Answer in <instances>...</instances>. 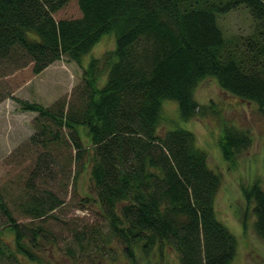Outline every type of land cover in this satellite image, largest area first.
<instances>
[{"label": "trees", "instance_id": "1", "mask_svg": "<svg viewBox=\"0 0 264 264\" xmlns=\"http://www.w3.org/2000/svg\"><path fill=\"white\" fill-rule=\"evenodd\" d=\"M67 2L0 0V59L27 57L40 72L63 55L80 62L104 34H114L115 46L84 66L81 101L66 108L64 101L47 106L19 99L23 109L38 112L30 138L42 147L37 168L52 174L55 158L63 165L56 157L60 146H69L62 159L77 164L76 175L89 162V182L108 228L94 235L77 228L74 239L82 248L99 236L116 239L133 261L137 247L163 259L169 245L177 264H230L239 240L217 215L222 175L195 131L174 117L172 126L160 128L163 101H177L181 122L204 113L195 89L210 76L264 112V0H78L80 16L56 18ZM242 5L253 17L251 33L225 36L219 13ZM251 143L247 129L223 120L217 144L227 161ZM33 185L28 180L25 198L11 205L0 189V264H26L20 255L44 264L43 240H56L40 221L63 199ZM242 191L264 239V183L257 178ZM12 207L30 222L19 221ZM6 232L14 235V249Z\"/></svg>", "mask_w": 264, "mask_h": 264}, {"label": "rangeland", "instance_id": "2", "mask_svg": "<svg viewBox=\"0 0 264 264\" xmlns=\"http://www.w3.org/2000/svg\"><path fill=\"white\" fill-rule=\"evenodd\" d=\"M80 15L78 0H68L54 13L56 18ZM218 21L227 37L250 34L254 23L246 5L219 13ZM114 46V34L106 33L80 62L63 55L40 72L34 71V61L27 57H21L18 61L0 59V189L10 205L25 198L23 189L28 180L34 183V191H52L63 199L58 207L49 211L40 221L56 235V240H43L44 249L40 253L46 264H177L178 261L176 250L169 245L164 247L163 259L155 256V252L144 255L137 247L134 261L127 255L125 243L116 239L106 242L99 236L92 240L97 244L89 245L84 241L85 247L82 248L74 239L72 231L87 228L94 235L98 228L103 232L108 228L89 182V162L76 175L77 164L62 159V155L68 156L69 146H60L56 157L63 161V165L57 163L55 158V161H50L52 174L37 168L42 147L30 138L37 131L38 112L23 109L19 99L35 100L47 106L64 101L66 108L71 102L75 104L81 101L87 89L84 66L91 57L100 56ZM195 94L199 102L205 105L204 113L181 122L177 101L165 99L160 128L172 126L171 118L174 117L182 126L195 131L198 142L209 150L210 162L221 173L222 184L215 202L217 215L237 234L239 240L237 252L230 264H264V239L257 236L253 227V202L248 204L242 191L243 185L247 187L257 178L264 183V112L255 103L227 92L210 76L198 83ZM223 120L247 129L252 136L250 146L238 153L231 162L223 157L217 144ZM82 135L88 143L84 131ZM83 162L86 163V159ZM86 196L91 200H85ZM12 209L19 221L30 222V218L20 214L18 209ZM245 213L247 218L244 224ZM3 235L13 248L12 232ZM69 248L74 253L67 251ZM20 256L26 264H39Z\"/></svg>", "mask_w": 264, "mask_h": 264}]
</instances>
